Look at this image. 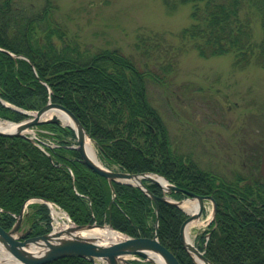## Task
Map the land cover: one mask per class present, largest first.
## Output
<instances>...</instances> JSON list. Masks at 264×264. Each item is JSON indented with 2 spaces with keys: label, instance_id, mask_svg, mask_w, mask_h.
<instances>
[{
  "label": "trees",
  "instance_id": "1",
  "mask_svg": "<svg viewBox=\"0 0 264 264\" xmlns=\"http://www.w3.org/2000/svg\"><path fill=\"white\" fill-rule=\"evenodd\" d=\"M12 1L0 0V47L10 51L0 48V117L19 121L28 116L2 100L27 110L39 109L49 100L64 104L80 119L107 166L163 174L182 188L168 193L176 199L186 197L185 191L214 197L215 215L196 242L214 264H264V175L221 173L180 152L147 94V81H161V75L150 66L140 67L117 48L80 50L78 41L68 40L65 28L53 20L52 0L43 11L47 31L36 34L33 25L40 16L24 19L23 11L14 12ZM163 1L170 10L191 4L192 22L180 36L193 41L201 56L232 53L235 67L253 63L264 68V0ZM255 17L262 31L259 40L254 39ZM173 66L166 63L163 69L171 71ZM39 127L53 131L59 142L48 148L49 154L24 135L0 134L2 227L9 229L24 203L40 197L59 204L76 224H109L134 237L153 236L158 222L160 241L181 264H197L180 236L187 214L158 198L165 194L159 184L144 180L157 199L136 185L111 184L70 146L76 140L71 127L54 122ZM29 208L33 233L50 231L47 204L32 202ZM43 264L93 263L87 257L64 256Z\"/></svg>",
  "mask_w": 264,
  "mask_h": 264
},
{
  "label": "rangeland",
  "instance_id": "2",
  "mask_svg": "<svg viewBox=\"0 0 264 264\" xmlns=\"http://www.w3.org/2000/svg\"><path fill=\"white\" fill-rule=\"evenodd\" d=\"M52 1L53 20L65 28L68 40L78 41L80 50L117 48L140 67L150 66L161 75V81H147V94L180 152L192 154L202 166L221 173L264 175V68L253 63L235 67L232 53L201 56L193 41L180 36L192 22L191 4L170 10L163 0ZM46 4L47 0L12 1L14 12L23 11L24 19L40 16L33 25L40 35L47 31ZM254 20V39L259 40L260 22L257 17ZM52 39L61 45L57 36ZM166 63L174 64L171 71H164ZM32 128L43 132L44 140L53 136L48 128ZM211 207L210 203L201 218L207 220L191 229L195 243L197 233L212 219ZM29 209L27 203L26 212Z\"/></svg>",
  "mask_w": 264,
  "mask_h": 264
},
{
  "label": "water",
  "instance_id": "3",
  "mask_svg": "<svg viewBox=\"0 0 264 264\" xmlns=\"http://www.w3.org/2000/svg\"><path fill=\"white\" fill-rule=\"evenodd\" d=\"M0 48L10 52L7 49H4L2 47ZM12 54L14 56L16 55L15 53ZM16 56L24 57L23 55ZM13 107L21 112L31 114V116L19 122L10 121L17 124L16 130H0V134L2 135H25V131L27 129H29L33 125H38L42 122H54L62 124L60 118L56 114L52 115L49 118L46 117V114L48 112L53 111L55 109H62L70 114L76 124V127H74L73 125L70 126L75 130V133L77 135L78 146L76 147L79 149L82 155V159L90 168L108 178L111 184H113V182H123L139 186L154 199H156L157 196L154 195L146 186L144 179L158 183L166 192H171L173 190H181L180 187L172 183L166 176L162 174L153 172H128L119 168H108L104 165H100L92 161L88 157L84 149L85 137L86 134H88L86 129L84 128L80 119L74 114V112H72L69 108H67L64 104L60 102L49 101L40 109L34 112H30L15 106ZM156 175L164 177L167 180V186H164L155 177ZM188 195L198 200L199 207L198 210L193 213H190L184 209L188 213V217L184 220L180 229L182 242L185 248L191 254L192 259L196 263L200 264V262L196 258L199 257L200 259H202L204 264H214L205 255L204 251L200 250L193 242H188V240L186 239L185 231L190 221L202 216L206 199L212 200L214 204V212L216 209V201L212 195L195 194L190 191L188 192ZM159 198L162 200H168L169 202L175 203L181 207V204L184 201V199L176 200L169 198L165 195L159 196ZM23 219L24 207L21 208L16 222L10 229H5L0 225V244L15 258L24 261L26 264H43L64 256L87 257L93 262V264H95L97 259H102L106 261L107 264H134L132 259L135 255L142 257L143 259L149 260L153 264H157L153 259L150 258V254L153 253L160 255L164 259L166 264H181L178 257L159 240L157 232H155V234L151 237H133L118 231L123 234L122 238L109 242H102L100 240H97L96 238H89L79 234H73L76 231H81L84 229H91L94 227H105V225L93 223L74 224L65 230H52L44 234H36L29 236L32 227H30L28 230L21 231ZM55 238H57V240L54 241ZM33 244H38L45 248L33 250L31 248Z\"/></svg>",
  "mask_w": 264,
  "mask_h": 264
},
{
  "label": "bare ground",
  "instance_id": "4",
  "mask_svg": "<svg viewBox=\"0 0 264 264\" xmlns=\"http://www.w3.org/2000/svg\"><path fill=\"white\" fill-rule=\"evenodd\" d=\"M57 115L61 122L65 125H73L76 127V124L73 120V118L70 116L68 112L62 109H55L53 111H50L46 114V117L52 116V115ZM17 128V124L14 122H10L7 119H3L0 117V130H5V131H14ZM85 128V127H84ZM84 149L88 157L100 164L104 165L103 162L101 161L98 152L96 150L95 142L94 140L90 137V135L86 134L85 141H84ZM164 186H167V180L159 175L155 176ZM184 201L181 204L182 207L187 210L190 213L196 212L198 210V200L196 198H193L190 195H187L186 197H183ZM52 208V213L53 217L55 220V230H65L68 229L73 223L68 222L66 219V214L56 205H51ZM205 220H202L201 218L194 219L190 221L186 227V239L188 242H192V238L190 236L191 234V229L195 226H199L203 224ZM155 232L158 233V222L155 223ZM73 234H79L85 237L89 238H96L97 240H100L102 242H109V241H115L120 238H122L123 234L118 232L117 230L111 228L110 226H105V227H94L91 229H84L81 231H76ZM29 235H36L33 233V230H31ZM63 236H68V235H63ZM61 238V237H59ZM102 239V240H101ZM57 240V238L54 239V241ZM105 240V241H104ZM33 250H38V249H44L45 247L38 245V244H33L31 246ZM150 258L155 261L157 264H166L164 259L156 254H150ZM197 260L200 262V264H204L202 259L199 257H196ZM0 264H26L24 261L15 258L9 251H7L1 244H0Z\"/></svg>",
  "mask_w": 264,
  "mask_h": 264
}]
</instances>
